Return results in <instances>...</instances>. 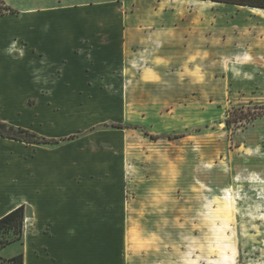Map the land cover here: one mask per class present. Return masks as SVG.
<instances>
[{"label":"rangeland","instance_id":"rangeland-1","mask_svg":"<svg viewBox=\"0 0 264 264\" xmlns=\"http://www.w3.org/2000/svg\"><path fill=\"white\" fill-rule=\"evenodd\" d=\"M84 1L66 7L94 2ZM100 1L119 34L128 23L134 31L154 26L164 12L158 7L175 4ZM37 3L26 9L61 6ZM244 10L250 17L239 26L256 35L255 66L216 57L177 68L157 49L129 57L120 46L110 56L86 58L75 49L73 60L40 59L37 73L27 68L21 76L19 57L29 60L30 52L2 55L0 121L45 138L79 135L57 146L0 138V180L29 189L21 190L25 239L3 249V258L264 264V11ZM62 14L80 21L76 12ZM17 192L0 190V204Z\"/></svg>","mask_w":264,"mask_h":264},{"label":"crops","instance_id":"crops-1","mask_svg":"<svg viewBox=\"0 0 264 264\" xmlns=\"http://www.w3.org/2000/svg\"><path fill=\"white\" fill-rule=\"evenodd\" d=\"M3 1L17 10L18 14L0 15V59L2 55L16 50L30 52L29 60L23 61L19 57L17 73L21 76L27 74V68L32 70V74L37 73L40 59H76L75 49H81L86 58L96 57L98 52L99 57L110 56V52L118 51L120 46L128 49L129 57L157 49L164 59L170 57L169 60H173L177 68L208 65L216 57L224 61H245L242 64L244 67L255 66L260 56V51L255 48L256 35L253 30L248 29L250 33L247 34V28L239 26L241 21L250 17L244 6L175 0L169 10L163 5L158 7H164V12L154 26L134 31L132 24L128 23L119 34V24L113 20V14L98 10L100 7L107 9L108 2L94 0L92 4H84L88 5L86 9L70 10L66 6L72 0H27L24 7ZM37 2L42 5L56 2L61 6L35 11L26 9ZM158 3L161 4V0ZM62 12H76L79 23L73 25L64 20ZM26 201L15 208L21 205L25 207ZM27 218L25 216L22 242L25 239Z\"/></svg>","mask_w":264,"mask_h":264},{"label":"trees","instance_id":"trees-1","mask_svg":"<svg viewBox=\"0 0 264 264\" xmlns=\"http://www.w3.org/2000/svg\"><path fill=\"white\" fill-rule=\"evenodd\" d=\"M223 3L228 5H238L246 7H256L264 9V0H201ZM18 14V11L6 5L3 0H0V15ZM107 126V125H106ZM113 129H132L129 125L111 124L107 126ZM136 129V128H133ZM79 135L72 134L62 138H45L26 130L21 127H14L6 122L0 121V138L12 140L20 143L41 146H57L67 141H72ZM151 137V136H150ZM177 137L167 136L168 140L176 139ZM155 139V138H153ZM25 219V207L21 205L4 216L0 217V264H24L23 253L16 254L10 258H3L1 251L12 243H22L23 229Z\"/></svg>","mask_w":264,"mask_h":264},{"label":"bare ground","instance_id":"bare-ground-1","mask_svg":"<svg viewBox=\"0 0 264 264\" xmlns=\"http://www.w3.org/2000/svg\"><path fill=\"white\" fill-rule=\"evenodd\" d=\"M244 8H250L253 10H261L264 11V9H259L256 7H244ZM2 183L0 182V190H18L17 193L14 195H10L9 198L6 199V201H3L2 205L0 204V215L11 210L12 208H15L17 205H19L22 201L26 200L24 199L21 190H29L28 188L26 189L25 185L22 183H13L12 181H6L7 184L3 180ZM26 261V257L24 258V264Z\"/></svg>","mask_w":264,"mask_h":264}]
</instances>
